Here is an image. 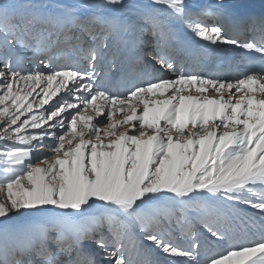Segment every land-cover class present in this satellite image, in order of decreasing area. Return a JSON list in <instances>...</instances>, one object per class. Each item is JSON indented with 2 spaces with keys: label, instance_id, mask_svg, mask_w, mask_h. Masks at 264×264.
Here are the masks:
<instances>
[{
  "label": "snow or ice",
  "instance_id": "1",
  "mask_svg": "<svg viewBox=\"0 0 264 264\" xmlns=\"http://www.w3.org/2000/svg\"><path fill=\"white\" fill-rule=\"evenodd\" d=\"M219 44L259 66L203 70ZM0 142V264H264V14L0 0Z\"/></svg>",
  "mask_w": 264,
  "mask_h": 264
},
{
  "label": "bare ground",
  "instance_id": "2",
  "mask_svg": "<svg viewBox=\"0 0 264 264\" xmlns=\"http://www.w3.org/2000/svg\"><path fill=\"white\" fill-rule=\"evenodd\" d=\"M205 2L207 1L208 3H211L212 0H204ZM143 2V1H142ZM227 3L232 4L234 2H236V0H226ZM241 3H243L245 5L246 11L248 13H253L251 11L252 7L255 5L258 8L259 11V15L264 13V0H240ZM148 3V2H146ZM238 39H240L241 41H245L244 36L240 33ZM191 41V40H190ZM194 44V41H191ZM199 43L201 41H198ZM203 43V42H201ZM151 48H147L145 49V51H151ZM213 50L216 53V56H212L209 52ZM239 51L240 55L242 57L250 55L252 57H256L259 58V54L257 53H252V52H246V50L240 49V48H235L231 45H223V44H219V45H215V46H209L208 47V51H207V55L205 56L206 58H208L209 60H212V62H215L216 60H219L222 65H227L230 69L229 70H235V72L240 71V74H242L245 70L249 69L248 67H245L243 65V61L241 59L240 63H237L236 61V56L237 53L236 52ZM204 61V60H203ZM202 61V62H203ZM150 64H155L154 60H149L148 61ZM157 68L159 67L158 65L156 66ZM160 75L166 74V72H161L159 73ZM238 75V73H236V76ZM167 77L169 78H173L171 77V74L168 73ZM111 74H109L108 76V80L111 79ZM233 92H235V89L232 90ZM258 187V186H257ZM242 209L245 208V206L241 205L240 206ZM248 211H255V210H250L247 209ZM86 247L89 248V251L93 252L95 254V258L97 260V264H103V253L101 250L96 249L94 246H91L89 244H85ZM64 259H67V257H64Z\"/></svg>",
  "mask_w": 264,
  "mask_h": 264
},
{
  "label": "rangeland",
  "instance_id": "3",
  "mask_svg": "<svg viewBox=\"0 0 264 264\" xmlns=\"http://www.w3.org/2000/svg\"><path fill=\"white\" fill-rule=\"evenodd\" d=\"M142 1H143V2H142ZM35 2H36V3L50 4V5H53V6H54V5L59 4V3H63V4H71V3L74 2V0H35ZM140 2H141V3H146V2H148V0H140ZM204 2H205V1H204ZM206 2H207V1H206ZM207 3H208V2H207ZM248 42H249V41H248ZM235 52H236V51H235ZM236 53H237L236 61H237V63H240V61H241V57H240L241 55H240V52L237 51ZM41 67H42V65H41ZM167 75H168V73L164 74V76H166V77H167ZM108 81H109V82H112V78L109 79ZM117 89L123 94V92H124V88L119 87V86L117 85V87H114V88H113V91H116ZM37 91H39V89H38ZM60 95H65V96H66L67 94H66L65 92H61ZM33 97H35V93L33 94ZM33 97H30V99H32ZM56 99H59V96L56 97V98H54L52 101H50V105L53 104V103H55V100H56ZM50 105H46L45 107H49ZM34 110H35V108H34ZM70 111L75 112V110H70ZM116 118H117V119H122V114H118ZM21 119H24V117H21ZM98 121H106V117H105V116H97V117L94 119L93 123H97ZM98 126H100L101 128H103V127L106 126V123H104V124H99ZM125 127L127 128V126H125ZM36 131H38V130H36ZM105 142H107V141H105ZM0 143H2V142H0ZM45 143L48 144V143H51V141H45ZM34 155L39 156V157H47V156H50L51 153H50V151H49L48 148H44V149L40 150L39 152L34 153Z\"/></svg>",
  "mask_w": 264,
  "mask_h": 264
}]
</instances>
